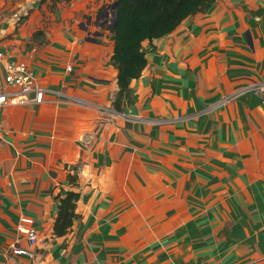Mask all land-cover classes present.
Segmentation results:
<instances>
[{
  "label": "crops",
  "instance_id": "crops-1",
  "mask_svg": "<svg viewBox=\"0 0 264 264\" xmlns=\"http://www.w3.org/2000/svg\"><path fill=\"white\" fill-rule=\"evenodd\" d=\"M112 1L100 23L75 0H32L18 24L0 11V91L11 61L49 90L0 107V264H264V106L249 90L264 81V0H215L144 41L120 111ZM68 190L77 215L58 237L55 195ZM23 216L34 257L13 254L28 244Z\"/></svg>",
  "mask_w": 264,
  "mask_h": 264
},
{
  "label": "trees",
  "instance_id": "trees-1",
  "mask_svg": "<svg viewBox=\"0 0 264 264\" xmlns=\"http://www.w3.org/2000/svg\"><path fill=\"white\" fill-rule=\"evenodd\" d=\"M73 0H39L47 3L51 10ZM118 2L117 23L111 30L114 43L111 62L117 69L119 90L113 100V106L122 110L123 105L132 102L131 81L139 78L147 66V56L143 48L146 40L164 37L172 33L188 16L205 12L215 0H113ZM109 5V4H108ZM109 25V24H108ZM111 25V24H110ZM42 31H36L38 36ZM78 174L69 172V184H76ZM80 193L68 190L55 195L57 216L54 222L56 236L66 235L76 217L77 201Z\"/></svg>",
  "mask_w": 264,
  "mask_h": 264
},
{
  "label": "built area",
  "instance_id": "built-area-1",
  "mask_svg": "<svg viewBox=\"0 0 264 264\" xmlns=\"http://www.w3.org/2000/svg\"><path fill=\"white\" fill-rule=\"evenodd\" d=\"M16 21L22 23L24 19L17 18ZM2 29V20L0 18V31ZM4 52L0 51V59H3ZM72 70V67H69ZM5 83L12 86L10 91H0V107L5 105H22L28 106L33 104H42L45 101L49 90L43 87L34 74L31 67L22 61H11L6 65V73L4 76ZM250 91L257 94L261 98V103L264 106V81L249 87ZM233 96L223 98L222 102H229ZM82 103V100L78 99ZM107 112V111H106ZM19 231L26 236L28 244L26 247H18L13 249L14 255H27L34 257L36 246L39 241V234L34 226L33 218L23 216L18 225Z\"/></svg>",
  "mask_w": 264,
  "mask_h": 264
},
{
  "label": "rangeland",
  "instance_id": "rangeland-1",
  "mask_svg": "<svg viewBox=\"0 0 264 264\" xmlns=\"http://www.w3.org/2000/svg\"><path fill=\"white\" fill-rule=\"evenodd\" d=\"M100 1L101 0H75V3L80 4V6L82 7V10L80 11L79 15L80 16H87V17L92 15L95 19V23L96 22H99V23L102 22L104 14L102 15V17L101 16L99 17V15L101 14V12H100L101 7H99V9H97V7L99 6L98 4H100ZM31 2H32V0H0V11H2V10L8 11L9 10L11 15L14 16V18L16 20H17V18H20L23 20L27 17V14H26L27 6H29L31 4ZM111 4H113V3H111ZM111 4H109L108 9L111 7ZM67 6L68 5H63L61 7V10L64 11L65 9H67V8H65ZM76 8H78V7H76ZM103 11H104V9H103ZM111 13H112V11H111ZM76 15H78V13H76ZM111 16H112V14H111ZM75 17L77 18L78 16H75ZM15 22H16V24L19 23V21H15ZM109 24H110V22H109Z\"/></svg>",
  "mask_w": 264,
  "mask_h": 264
},
{
  "label": "water",
  "instance_id": "water-1",
  "mask_svg": "<svg viewBox=\"0 0 264 264\" xmlns=\"http://www.w3.org/2000/svg\"><path fill=\"white\" fill-rule=\"evenodd\" d=\"M111 8L113 9L112 10V20H111V26H110V29L112 30L116 23H117V8H118V2H115L113 4H111ZM107 13H108V10H106ZM103 15V12H101V14L99 15V17L101 16L102 17Z\"/></svg>",
  "mask_w": 264,
  "mask_h": 264
},
{
  "label": "clouds",
  "instance_id": "clouds-1",
  "mask_svg": "<svg viewBox=\"0 0 264 264\" xmlns=\"http://www.w3.org/2000/svg\"><path fill=\"white\" fill-rule=\"evenodd\" d=\"M112 20V19H111ZM111 23V22H110Z\"/></svg>",
  "mask_w": 264,
  "mask_h": 264
}]
</instances>
